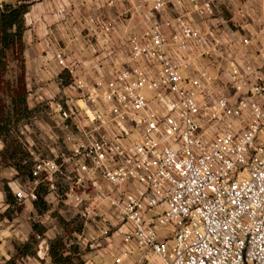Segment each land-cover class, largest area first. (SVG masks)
I'll return each instance as SVG.
<instances>
[{
  "label": "built area",
  "instance_id": "2783aa9c",
  "mask_svg": "<svg viewBox=\"0 0 264 264\" xmlns=\"http://www.w3.org/2000/svg\"><path fill=\"white\" fill-rule=\"evenodd\" d=\"M142 2L148 24L126 38L110 76L90 85L71 76L75 100L56 103L65 147L53 158L33 157L31 179L15 198L33 201L41 185L54 189L56 179L57 190L65 176L63 198L80 218L97 219L103 235L126 226L125 244L150 264H264V141H257L264 71L236 50L240 57L227 59V93L196 20L214 16V1L171 0L168 16L167 0ZM89 20L106 46L125 27L123 16ZM248 43L244 36L237 48ZM56 59L73 72L60 52ZM35 238L44 259L49 243Z\"/></svg>",
  "mask_w": 264,
  "mask_h": 264
},
{
  "label": "crops",
  "instance_id": "0c3cea01",
  "mask_svg": "<svg viewBox=\"0 0 264 264\" xmlns=\"http://www.w3.org/2000/svg\"><path fill=\"white\" fill-rule=\"evenodd\" d=\"M18 0H0L3 3L15 4ZM143 0H30L27 12L24 14V29L22 32V57L24 60L25 81L27 86V105L32 107L41 102L49 108L50 119L47 123L39 124L41 133L34 135L26 129L25 146L34 156L55 157L56 149L60 147L56 141V103L72 102L76 93L67 84L62 82V67L58 64L56 54L61 53L73 67L69 74L80 78L86 85L94 79L108 78L126 52V38L134 33H141L148 24L147 4ZM167 9L163 16L171 14L173 6L167 0ZM201 1V0H198ZM220 1V0H217ZM224 0H222L223 2ZM230 2V3H229ZM226 7H233V15L229 21H237L242 36L237 30L222 24L218 29L214 17L199 19L198 26L207 37V47L213 55V62L209 64L212 73L220 77L219 84L227 93L233 90L227 85L229 73L227 59L229 56L241 57L245 62H253L261 66L264 71V0H227ZM140 5V8L136 6ZM62 9V11H60ZM235 11V12H234ZM125 18V27H122L113 37L109 45H103L101 31L93 17ZM225 29V30H223ZM213 30L212 39L209 31ZM248 37L249 43L239 50L242 37ZM238 47V48H237ZM237 48V49H236ZM240 53V56L236 52ZM200 65H204L199 58ZM219 60V61H218ZM216 61V62H215ZM226 61V62H225ZM222 62V64H221ZM29 131V132H28ZM0 264H50L51 257L38 259L35 255L37 240L33 224L36 223L44 231L42 236L47 241L56 236L55 226L47 214L49 209H56V200L44 196L49 209L38 213L32 200L18 202L14 195L15 188L24 184L29 177V169L22 168V173L16 169L13 159V147L16 141L10 144L0 134ZM62 139V138H61ZM257 141H264V126ZM57 144V145H56ZM25 163L23 160L22 164ZM31 168V166H30ZM9 189L10 197H7ZM52 206V207H51ZM106 214L107 207H103ZM89 223V222H88ZM90 222L81 233H76L78 244L87 248L80 253L79 264H150L144 257V251L129 247L124 242L126 226L120 224L112 226L107 235H103L97 224ZM124 251L127 256H121V261L115 263V258ZM157 262L156 258H152ZM151 261V259H150Z\"/></svg>",
  "mask_w": 264,
  "mask_h": 264
},
{
  "label": "rangeland",
  "instance_id": "374dc122",
  "mask_svg": "<svg viewBox=\"0 0 264 264\" xmlns=\"http://www.w3.org/2000/svg\"><path fill=\"white\" fill-rule=\"evenodd\" d=\"M213 1L214 5L218 8L213 16L216 19L215 23H218L220 20H228V18L233 15V7L231 4H228L230 7H226V4L224 3L227 0H224L223 2L222 0ZM238 22L227 21L226 24L229 23L228 26L233 30H237V33L242 36L243 31L237 24ZM220 26H222V24H219L217 28L219 29ZM10 32L12 31L10 30ZM9 40V38L2 39L0 34V134L4 136L3 139L8 141L11 137L15 138L16 141L22 144L23 148L26 143L24 136L27 132L26 129H30L34 135H39L41 130L39 129L38 123H47L50 120L48 118L50 114L47 113L49 108L40 104L41 102L35 103L32 107H28L26 100L28 91L25 81L22 45L20 46L18 44V40H13V42ZM63 78L69 81V83L72 80L69 74H66ZM63 78L62 82L64 81ZM64 132L66 131L63 129L58 116H56V139L58 137L63 139ZM61 138H58L56 141H59V148H64L65 143ZM24 149L27 151L26 148ZM21 152L23 153V151ZM28 156H30V154H28ZM28 161L32 164L31 157H28ZM30 179V176L26 177V181H24L23 185H27ZM57 182V190L56 179L54 189L50 188L49 185L44 184L40 186L39 190L40 192L45 193V196L48 197V199L56 200V209L53 208L47 211V214L52 219V225L55 226V237H60L62 239V248L64 249L65 254L74 253L71 256V262L78 263V260H81L80 253H84L89 247L86 244V246L82 248L77 243L80 239H78L76 233H81L83 229L87 228L86 224H89L90 222L95 224L97 219L85 223V221L80 218L77 209H75L70 203L66 202L63 198V192L68 184L67 178L65 176L60 177ZM168 231L169 228H165L161 230V233H166ZM37 245L38 243L36 244V248Z\"/></svg>",
  "mask_w": 264,
  "mask_h": 264
},
{
  "label": "trees",
  "instance_id": "16d2710c",
  "mask_svg": "<svg viewBox=\"0 0 264 264\" xmlns=\"http://www.w3.org/2000/svg\"><path fill=\"white\" fill-rule=\"evenodd\" d=\"M30 0H18L15 4H8L3 3L0 7V34L2 36V39L9 38V41L18 40V44L22 45V32L24 29V14L28 10ZM10 30L12 32H10ZM64 72V71H63ZM65 73V72H64ZM62 73V76L64 77L65 74ZM64 79V78H63ZM64 84L69 83L66 79H64ZM15 139L10 140V144H13ZM18 145H15L13 147V154L10 155V157L14 160L13 163L18 170L19 173H22V168L29 169V175H30V166L32 164L30 161H28V151H25L24 148H22V144L18 141H16ZM20 149V150H19ZM23 151V153L21 152ZM19 154V155H18ZM23 160H25V163L22 164ZM40 189V188H39ZM37 190V198L33 200L34 206L38 213H43L46 210L49 209V205L44 199L45 193L40 192V190ZM7 197H10L9 189H6ZM33 230L37 232L39 235L42 234L44 229L42 227H39L36 223L33 224ZM62 239L60 237H55L54 239L49 241V255L51 257V263L50 264H79L82 261L79 259L78 263L71 262V256L72 253L65 254L64 249L62 248Z\"/></svg>",
  "mask_w": 264,
  "mask_h": 264
}]
</instances>
